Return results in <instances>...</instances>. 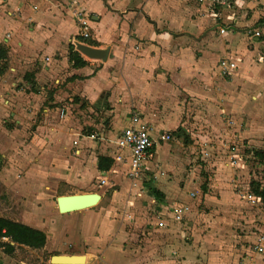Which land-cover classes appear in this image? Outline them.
I'll use <instances>...</instances> for the list:
<instances>
[{
  "label": "rangeland",
  "instance_id": "obj_1",
  "mask_svg": "<svg viewBox=\"0 0 264 264\" xmlns=\"http://www.w3.org/2000/svg\"><path fill=\"white\" fill-rule=\"evenodd\" d=\"M153 6L158 14L166 11L168 15L158 21L157 16H148L133 2L118 9L113 4L107 6L114 24L112 64H106L112 75V92L104 90L111 95L110 102H104L105 94L96 106L90 107L84 100H80L82 104L75 102L60 91L69 81V77H64L63 82L51 81L43 85V90H37L35 94L47 95V99L40 100L38 110L34 108L37 100L32 99L29 84L23 79L24 68L21 72L8 69L11 64L7 58V70L0 77V131H4L0 137V165L4 175L9 177L10 187L17 188L16 195H20L18 181L27 174L30 158L40 156L23 145L28 146L33 128L43 123V106L51 108L49 126L61 125L63 121L81 125L80 132L93 133L94 141L106 154L115 153L116 137L132 113H143L152 126L153 121L161 123L171 118L183 132L171 130L168 141L158 142L156 153L138 177H129L128 166L120 164L94 183L91 191L75 184L57 183L50 201L53 210L59 195L103 194L104 201L90 208L107 217L111 238L121 234L113 252L100 248V253L88 256L86 264H264V253L248 250L255 233L263 227L264 200L252 204L245 199L248 191L264 189V160L255 155V151L264 152V0L230 1L229 7L221 8H209L194 0H156ZM210 12H215L216 17ZM140 16H148L157 33H167L161 36V43L155 41L159 49L167 51L162 46L173 41L178 49L190 52L191 58L200 61L199 68L181 77L191 81L194 92L187 95L175 91L174 95L166 90L163 81H171L172 77L161 67L153 73L158 89H147L151 81H144L145 71L137 69L136 61L142 57L144 47H155L136 36L134 21ZM175 16H182L180 23ZM172 22L176 26H170ZM43 37L35 34L32 41L24 43V51L32 54L39 50L41 55L50 52L56 39L50 38L48 47L43 48ZM102 45L106 49L110 43ZM225 60L236 63L230 75L219 72L220 62ZM39 61L31 60L27 69L39 68ZM105 62L100 58L95 61L100 67ZM6 74L10 75L8 79ZM160 75L163 84L157 82ZM54 95L59 98L54 99ZM10 96L15 100L12 107L3 103ZM17 102L24 103L23 110H15ZM9 142L16 146L12 148L13 143ZM61 156V152L53 151V172L57 170L54 160ZM148 184L163 194V201L149 199ZM14 197L12 207L9 194L0 186V214L5 208L10 213L3 216L30 222L25 207L27 197ZM179 206H187L189 213L175 222L168 210ZM159 219L166 221L162 228L156 225ZM54 224L71 232L78 228L86 238L93 227L87 215L58 222L54 219ZM100 230H94V235L98 236ZM73 249L71 243L57 245L53 240L40 250L18 246L9 255L0 248V264H54L51 256L72 255ZM112 253L116 258H111Z\"/></svg>",
  "mask_w": 264,
  "mask_h": 264
},
{
  "label": "crops",
  "instance_id": "obj_2",
  "mask_svg": "<svg viewBox=\"0 0 264 264\" xmlns=\"http://www.w3.org/2000/svg\"><path fill=\"white\" fill-rule=\"evenodd\" d=\"M94 1L95 0H0V8H2L0 11V36L2 43H0V46L4 47L7 50V57L4 60L5 71L7 70V58L9 59V63L11 64V67H8V69L21 72L22 68H24L25 71H23V79L25 80L26 78V82L29 84V88L31 89L32 93V99L37 100L36 106L34 108H37L39 110V104L41 102L40 100L44 101L45 98L47 99V95L45 94L43 96L44 93L42 92L39 94H35L37 93V90H43L44 84H47L51 81H61L64 77H69V81H67L63 85L60 91L64 96H71L72 100H76L75 102L79 100L80 104H82L84 100V102H87L90 107L94 105L96 106L98 103H100L103 94H105L106 96L104 102H110L111 95L109 97L106 91L104 93V90H109V92H112V75L108 73V67H106V64H112V33L114 32V24L112 23V14L107 10L108 5L113 4V6L118 9L133 2V4L137 8H142L144 13H146L148 16H153L154 18L157 16L156 19H160L158 21H161L168 15L166 14V11H164V13L163 11H161L159 14L158 11L156 12L157 9H155V6H153L154 4H156V0ZM96 4L100 5V8H97L95 6ZM146 5L148 6L146 7ZM15 9L17 10L15 11ZM14 11L15 13H13ZM78 12H81L87 20L86 25L89 33V37L87 38V40L93 41L96 46H91L88 43L77 39V37L80 36L79 22L76 18ZM12 13L13 15H11ZM210 13L214 17L215 12ZM148 16H140V18H137V20L134 21V27L136 28L135 33L139 39H147V42H149L151 46L155 47V49H151L148 46L144 47L141 53L142 57L139 61H136L138 67L136 68L141 72L145 71L144 77H146V79L148 80L145 79L144 81H151L150 84L147 83L148 90L156 91L158 89V83L154 82L156 80L153 77V73L156 69H159V67H161L168 73H170L172 79L168 82L163 81V84L159 79L163 78L160 75L157 82L163 84L166 90L173 91L174 95L175 91H182L184 94L189 95L190 93L195 91V87L193 84H191V81H184L181 77L187 73L191 74L192 71L199 68L201 64L200 61H196L194 58H191L189 55L190 52L181 51L180 49H178L176 45H174L175 42L173 41L167 42L166 45L162 46H165L167 48V51L164 49H159V47L154 43H161V36L167 33H157L156 30H154L152 26L153 23L149 20ZM181 17L182 16L176 17L177 24L181 22ZM151 20L153 19L151 18ZM175 23H170V26H176ZM6 31L8 33L6 34V38H4L3 35ZM35 34H38L40 36L44 35V37L42 38L43 48L48 47L49 39L54 37L56 39L54 48H52L50 52L45 53L44 55H41V52H38L39 50H35V53L32 54L25 52L23 48L24 43L28 40L32 41V38ZM105 42L110 43V46H105L106 49L102 45V43ZM70 43L74 44L75 51L85 61H87V64L85 66L73 68L69 64L68 45ZM79 44L86 45L93 49H100L102 52L107 51L105 60L100 57L103 62L106 61L105 64L100 67V65L95 63V61H97L99 57L91 58L93 61L89 62L87 60L88 58L77 49V45ZM169 48L171 49V54L168 53ZM151 53H154V55L152 54L151 56ZM36 58L40 60V67L34 71H29L27 68L30 66L31 60H36ZM235 69L236 63L234 69H231L229 74L227 75H230L232 71H235ZM5 71L0 75V77L5 74ZM219 72L221 73L220 67ZM5 77L6 79H8L10 75L6 74ZM11 85L14 86L13 83ZM51 95L53 94H48L50 98ZM53 97L54 99L59 98L56 95H54ZM80 100H82V102ZM14 101L15 100L11 98V96L8 97V99H3V103L7 106L11 105V107L13 106ZM54 102L55 101H52V104H54ZM20 103L15 104V110H18L20 108L21 110H23L24 103H22V105ZM42 111L44 115L43 123L41 124V122H39L38 125H34L35 127L33 126L34 128L32 127L34 130H32L33 132L30 136L28 146L23 145V148H26L30 151L33 150L35 153L40 154V156L30 158L27 174L24 177H21L18 181L21 185V187H19L20 195H16L17 188L14 185L10 187V179L9 177L4 175L5 170L2 165H0V186L3 187L4 190H6L7 194H9L11 206L13 207V202H15L14 196L27 197L25 207L27 208V213L29 214L31 220L30 222H26L24 220H18L16 218L14 219L11 217H5L3 216V213H10H8L6 211L7 209L5 208L2 210L0 217L19 222L31 228L42 231L46 236V241L42 248H46L49 244V241L51 240L55 241L57 245L71 243L72 248H74V254H72L71 256H80L81 259L78 262L86 264L89 260L88 256H95L96 252L100 253L104 249L112 250L113 252L116 242H119L121 238V234H117L116 238H111L107 223L108 220H106L107 217H105L102 211L95 212L89 207L86 209L68 213H59L57 211L56 204V210H53L50 201L57 190V183L63 182L67 185L75 184L83 189L91 191L93 188H95L94 183H98L100 179H104L106 175L113 170V167H115V165L122 164L126 166L127 164L114 159L115 153L117 151L116 144L115 153L106 154L104 153V150H102L101 145H98V143L94 141L95 137H90V135H92L93 133L83 135L80 132L81 125H78L76 127L74 123H70L69 121H63V124L61 125L57 124L56 126H49L47 117L51 112L50 106H43ZM138 114H140L143 119L147 121L143 116V113ZM64 116L65 118L68 117V115ZM130 116L127 118V125L123 129L129 126ZM166 120L168 121L161 123H155V121H153V126L150 125L151 134L153 137H157V135L161 132H167L170 135L171 130V132H177V134H181V132H183L180 127H175L176 125H174V121L172 122L171 118H168ZM118 125L121 126V123H119ZM123 129L119 131L118 135ZM2 134H4V131L1 128L0 137L2 136ZM10 144H12V148L16 146L15 142H9V145ZM157 146L158 143H156V145L153 147L152 157L146 162V166L144 167H148L149 162L152 160L153 155L156 153ZM54 150L62 153L60 159L54 160V162L56 163L55 168H57L55 172L52 171L53 169L51 166L52 153ZM0 156L3 157L1 139ZM98 156H106L113 160V164L108 171L101 172L97 170ZM104 184H106V181L104 182ZM99 195V201H104V195ZM149 196L151 197H149L150 200L157 199L150 194ZM57 197L58 196L55 197V202ZM11 198L14 199L13 202ZM168 214H170V219L174 221L172 216V208L168 210ZM83 215H87L89 221L93 223V227L89 230L87 235L88 238L93 239L91 241L88 238L82 236V231L78 228H75L74 231L71 232V230L68 231V228H62L60 230L56 227V224H54V219L56 222H58L59 220H70L74 216ZM159 221H162L164 223L166 222L163 219H159L157 223ZM99 227L101 230L99 232V235L96 236L94 235V230L99 229ZM7 241L8 239L6 238L0 239L1 243ZM22 247L29 248L26 246ZM100 248H102L101 251L99 250ZM161 250L165 253L163 245ZM103 257H105L104 254ZM111 258H116V255L112 253Z\"/></svg>",
  "mask_w": 264,
  "mask_h": 264
},
{
  "label": "built area",
  "instance_id": "obj_3",
  "mask_svg": "<svg viewBox=\"0 0 264 264\" xmlns=\"http://www.w3.org/2000/svg\"><path fill=\"white\" fill-rule=\"evenodd\" d=\"M197 3L207 5L209 8L214 6L218 7H229L230 1L236 0H194ZM214 17L216 14L214 13ZM77 20L79 22V35L87 39L89 37L86 18L81 13H77ZM220 32L223 33L224 29H220ZM254 34L259 35L258 32ZM222 74H229L231 69H234L235 63L232 61H222L219 64ZM129 126L121 131V133L116 138V153L114 159L124 162L128 165L129 177H138L142 172V168L146 166V162L152 157V149L156 143L160 141H168L170 135L167 132H161L157 137H153L151 134L150 124L143 119V117L138 113H133L129 118ZM91 138H94L95 135H90ZM102 183H104L102 181ZM245 199L250 201L252 204L260 203L261 198L256 196L252 191H248L245 194ZM173 209V219L176 222H179L184 217H186L189 208L187 206H181L178 208L172 207ZM263 227L258 229V233H255V236L249 243L248 250L253 253H264V220L262 223ZM157 226L162 228L165 226V223L159 221Z\"/></svg>",
  "mask_w": 264,
  "mask_h": 264
},
{
  "label": "trees",
  "instance_id": "obj_4",
  "mask_svg": "<svg viewBox=\"0 0 264 264\" xmlns=\"http://www.w3.org/2000/svg\"><path fill=\"white\" fill-rule=\"evenodd\" d=\"M77 39L80 41H84L91 46H96L93 41H88L83 37L78 36ZM6 57L7 50L4 47L0 46V75L5 71L4 60L6 59ZM68 62L73 68L83 67L87 64V61H85L75 51L74 44L72 43L68 45ZM255 155L264 160V152L255 151ZM112 164L113 160L109 157L98 156L97 158L98 171H108ZM147 192L150 195L154 196V198L162 201L163 195L156 187L148 184ZM252 192L256 196H259L262 200H264V189L259 190L258 188H255L254 190H252ZM2 238L8 239L7 242H0V247L6 254H12L16 246H26L31 249H41L46 241V236L42 231L31 228L25 224L0 217V239Z\"/></svg>",
  "mask_w": 264,
  "mask_h": 264
},
{
  "label": "water",
  "instance_id": "obj_5",
  "mask_svg": "<svg viewBox=\"0 0 264 264\" xmlns=\"http://www.w3.org/2000/svg\"><path fill=\"white\" fill-rule=\"evenodd\" d=\"M77 49L88 58L101 57L103 60H105L107 54V51L102 52L101 50L93 49L82 44L77 45ZM99 200L100 195L97 193L62 195L56 198V207L59 213H68L95 206ZM76 259L80 260L81 257L71 255H58L52 256L50 261L54 264L79 263L75 261Z\"/></svg>",
  "mask_w": 264,
  "mask_h": 264
},
{
  "label": "bare ground",
  "instance_id": "obj_6",
  "mask_svg": "<svg viewBox=\"0 0 264 264\" xmlns=\"http://www.w3.org/2000/svg\"><path fill=\"white\" fill-rule=\"evenodd\" d=\"M75 261H77V262H78V261H79V259H76Z\"/></svg>",
  "mask_w": 264,
  "mask_h": 264
}]
</instances>
